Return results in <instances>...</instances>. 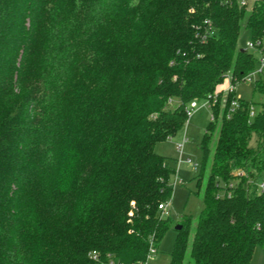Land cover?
Instances as JSON below:
<instances>
[{"label":"trees","instance_id":"trees-1","mask_svg":"<svg viewBox=\"0 0 264 264\" xmlns=\"http://www.w3.org/2000/svg\"><path fill=\"white\" fill-rule=\"evenodd\" d=\"M246 6L0 0V264L147 262L172 227L159 205L175 169L156 144L185 127L191 101L216 96L204 208L192 235L180 223L171 264H251L264 245V101L251 116L255 102L231 110L230 94L218 118L228 77L257 67L238 46ZM247 28L264 44V0Z\"/></svg>","mask_w":264,"mask_h":264},{"label":"rangeland","instance_id":"rangeland-1","mask_svg":"<svg viewBox=\"0 0 264 264\" xmlns=\"http://www.w3.org/2000/svg\"><path fill=\"white\" fill-rule=\"evenodd\" d=\"M257 0H247L246 17L242 22V29L238 41L239 48H245L253 52L258 59L260 52L257 47H250L249 42H252L250 30L247 28V18L253 10L254 4ZM228 82L225 81L227 86ZM236 97L254 101V109L257 111L260 103L264 101V96L261 93L255 92L254 81H239L236 83ZM221 107L218 118H222V110L225 108V94L222 93ZM203 102H200L202 104ZM172 107L177 104V101L171 103ZM212 110L208 106H199L195 113L189 118L185 127L177 133L176 136L169 138L156 144V152L164 155L168 162L174 167L175 172L172 175L171 183L174 187L172 196L168 202L165 216L171 218L172 227L165 233L158 250L150 257L146 263L143 264H171V251L173 250L175 240L177 237L176 226L184 221L190 219L191 235L194 233L198 222L199 215L204 208V190L210 172V164L217 141V135L214 136L211 143V157L207 163L206 172L202 178L200 186L197 185L198 175L203 164V150L201 147V139L205 133L206 127L211 120ZM179 143H184L183 151L180 152L178 148ZM251 144L254 147L258 146V136L256 133L252 135ZM188 158L192 161L189 162ZM197 164V165H196ZM258 182L264 180V176L258 177ZM187 264H194L190 258ZM251 264H264V245H259L255 248Z\"/></svg>","mask_w":264,"mask_h":264},{"label":"built area","instance_id":"built-area-1","mask_svg":"<svg viewBox=\"0 0 264 264\" xmlns=\"http://www.w3.org/2000/svg\"><path fill=\"white\" fill-rule=\"evenodd\" d=\"M240 4L241 5H247V0H240ZM249 46L250 47H257L259 49L260 52V58L258 59V66L250 73H248L247 75H245L243 78H241L240 80H232L231 77H228V85L225 87L224 89V94H225V103H227L228 100V96L230 94H235L236 95V83H238L239 81H256L261 74H263L264 72V44H259L258 42L252 41L249 42ZM217 101V96L214 98V101L212 100H193L190 102L188 108H187V115H188V120L189 118L195 113L196 109L201 105V106H208L211 108L212 110V115H211V120H216V116L214 114L213 111V104ZM200 102H203L202 104H200ZM231 110L233 108H237L240 106V99L235 97L232 101H231ZM230 113H228L229 115ZM251 116H253L255 114V109L254 107H251V112H250ZM183 147H184V143H179L178 144V148L180 150V152L182 153L183 151ZM188 161L191 162L192 160L190 158H188ZM197 165V164H196ZM264 187V180L258 183L257 189L260 191L262 188ZM169 202V201H168ZM168 202H164L161 203L159 205L160 209L165 210V213L167 214L168 211L166 210L167 206H168ZM157 247L154 244H151L150 246V252L148 254L149 258L152 257L153 255H155V253L157 252ZM93 256L95 259H97L98 255L96 253H93ZM146 263V262H145ZM108 264H123L122 262L116 261L114 259H110L108 261Z\"/></svg>","mask_w":264,"mask_h":264},{"label":"water","instance_id":"water-1","mask_svg":"<svg viewBox=\"0 0 264 264\" xmlns=\"http://www.w3.org/2000/svg\"><path fill=\"white\" fill-rule=\"evenodd\" d=\"M182 228V225L181 224H178L177 226H176V229H181Z\"/></svg>","mask_w":264,"mask_h":264},{"label":"crops","instance_id":"crops-1","mask_svg":"<svg viewBox=\"0 0 264 264\" xmlns=\"http://www.w3.org/2000/svg\"><path fill=\"white\" fill-rule=\"evenodd\" d=\"M227 82H229V81H227Z\"/></svg>","mask_w":264,"mask_h":264}]
</instances>
